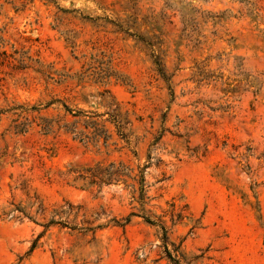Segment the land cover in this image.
<instances>
[{"label":"rangeland","instance_id":"obj_1","mask_svg":"<svg viewBox=\"0 0 264 264\" xmlns=\"http://www.w3.org/2000/svg\"><path fill=\"white\" fill-rule=\"evenodd\" d=\"M1 52L0 108L116 110L129 143L109 124L107 143L18 135L4 115L0 264H173L166 248L179 264H264V0H0ZM149 153L159 224L117 225L140 208L131 189L69 173Z\"/></svg>","mask_w":264,"mask_h":264},{"label":"trees","instance_id":"obj_2","mask_svg":"<svg viewBox=\"0 0 264 264\" xmlns=\"http://www.w3.org/2000/svg\"><path fill=\"white\" fill-rule=\"evenodd\" d=\"M48 1L55 2V0ZM117 25L119 30L126 32L128 35H132L128 28H125L121 24ZM0 54L7 56L6 52H1ZM19 68H23V66ZM161 73L163 72L161 71ZM52 103L54 102H48L44 107L28 103H15L9 108H0V122L4 115L9 114L12 119L8 129L18 135L25 134L33 124H36L44 134L62 130L81 141L85 139L94 141L103 139L104 143H107L111 138V133L108 127L109 124L114 126L116 133L121 140L125 141L127 144L129 143L128 133L125 132V125L129 123V120L126 117L122 118L121 114L116 110L97 113L79 108L73 109L68 105L63 104L64 114L61 117L55 118L43 116L41 114L42 110L50 107ZM62 121L64 122L62 123ZM152 159L153 157L149 153L147 155V161L142 167L138 165L137 168H134L122 161H110L107 163H95L80 169H72L69 170V173H72L73 180L82 184L83 187L96 186L100 190L105 185L124 184L126 188L131 189L132 197L140 204V208L137 212H130L128 216L124 218V222L116 220L115 223L117 225L122 227L126 226L134 216L142 217L150 224H159L151 218L149 214L150 211L147 208L148 196L145 171L153 164ZM161 161V159H158L157 163H160ZM20 211L27 215L24 210ZM51 224L67 226L65 221L54 219H52L46 226H50ZM162 229L165 232L166 237V230L164 227ZM34 247L35 244H33V248ZM165 251L167 257L173 264H179V261L172 256L167 248Z\"/></svg>","mask_w":264,"mask_h":264}]
</instances>
